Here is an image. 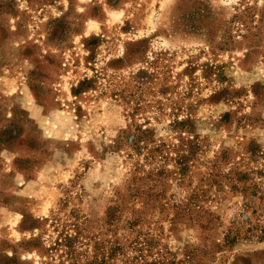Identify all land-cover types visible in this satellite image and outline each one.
I'll return each mask as SVG.
<instances>
[{"label":"rangeland","instance_id":"374dc122","mask_svg":"<svg viewBox=\"0 0 264 264\" xmlns=\"http://www.w3.org/2000/svg\"><path fill=\"white\" fill-rule=\"evenodd\" d=\"M264 0H0V264H264Z\"/></svg>","mask_w":264,"mask_h":264},{"label":"trees","instance_id":"16d2710c","mask_svg":"<svg viewBox=\"0 0 264 264\" xmlns=\"http://www.w3.org/2000/svg\"><path fill=\"white\" fill-rule=\"evenodd\" d=\"M263 235H264V232H262V233L260 234V236H257L256 239H257L258 241H261L262 238H263Z\"/></svg>","mask_w":264,"mask_h":264}]
</instances>
